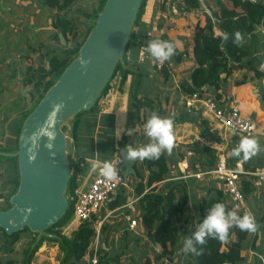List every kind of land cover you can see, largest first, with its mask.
Masks as SVG:
<instances>
[{
	"label": "crops",
	"instance_id": "crops-1",
	"mask_svg": "<svg viewBox=\"0 0 264 264\" xmlns=\"http://www.w3.org/2000/svg\"><path fill=\"white\" fill-rule=\"evenodd\" d=\"M43 5V0H0V101L5 102L2 108L5 112L21 113L20 100L17 96L19 94L20 97L22 92L19 78L22 70L26 73L31 69L37 72H42L40 69L48 71L49 60L59 56L60 48L63 49L61 55L68 49L66 48L68 40L61 34V30L53 27L51 15H48ZM182 6L180 0H146L141 17L149 38L145 40L146 44L150 40H160L163 35H167L180 52L188 53L182 62L169 63L166 68L168 77H166L165 73L157 71L154 60L149 55L144 62L139 61L141 47L139 50L136 47L132 48L127 54L125 70L129 73L125 80L122 72H119L112 80L107 94L99 101L96 111L81 116L73 125L76 140L70 134L67 137L71 148V150L69 148L71 159L74 162L79 161L80 174L75 197L71 198L76 200V193L86 190L96 177L98 166L110 162L118 150L120 152L121 149H126L119 147L124 137L127 138L126 146L141 147L135 135H144L143 126L152 114L171 119L174 142L170 151H163L169 169L165 183L184 182L187 186L188 202L182 213L176 214L168 208L164 213L166 219L172 220L176 226L190 229L199 219V206L202 201L216 196L220 191L223 192L221 183L209 175H204L216 168L221 157L227 159L230 167L243 165L247 172L259 171L264 166V106L260 100V89L264 88V82L239 85L235 81L242 72H236L231 78L233 85L228 97L221 99L220 107L227 109L237 107L244 117L249 118L256 125V134L252 137L258 147L256 153L250 155L248 159L243 158V153L239 157L233 156L231 153L243 136L227 132L214 119L204 115L199 105L193 109V112L186 107L182 85L189 82L196 64L191 55V47H185V42L192 44L194 30L197 27H204V14L206 12L207 15L208 11L186 13ZM134 89L137 92V99L149 105L140 113L131 110ZM128 129H134V133L127 135ZM144 137L149 143V138L145 135ZM212 145L216 147L213 148ZM207 149L215 151L217 155L214 167H210ZM93 163L96 164L95 171L92 170ZM148 175L149 172L145 169L142 160L136 159L135 173L128 176L126 186L121 187L110 200L111 202L115 199L120 190L125 188L126 204L110 210V202H108L99 213L101 218L104 217L103 221L118 213L126 222L123 227L117 229L118 232L127 234L131 241L141 240L142 245L149 242L152 232H148L149 230L147 231L142 224L143 209L136 188L140 182L138 177H142L146 184ZM165 183L153 187L160 189ZM244 184L249 185L250 192H244L249 200H247L248 206L249 203L252 206H249V212L254 218L256 231L252 232L249 239L244 242L242 256L245 259L244 264H264V212L261 207L264 187L256 190L252 181L246 178L242 181V188ZM148 192L150 189L146 187L144 195ZM252 195L256 199L251 201ZM174 204L178 205L179 199ZM257 205L259 209L255 208ZM126 217L136 221L137 228L131 229ZM138 222L141 228L138 227ZM80 226L73 217L69 223L60 228V231L64 236L71 238ZM159 253L160 250L157 251L156 256ZM92 254L91 252V256ZM174 257L172 262L165 258L161 263L173 264ZM62 258L63 253L59 246L45 241L31 264H61ZM144 258L155 260L148 255Z\"/></svg>",
	"mask_w": 264,
	"mask_h": 264
},
{
	"label": "trees",
	"instance_id": "trees-1",
	"mask_svg": "<svg viewBox=\"0 0 264 264\" xmlns=\"http://www.w3.org/2000/svg\"><path fill=\"white\" fill-rule=\"evenodd\" d=\"M180 1L183 3L182 7L186 13H199L205 9L203 7L205 5L203 2L204 0ZM74 2L75 0H43L45 6L57 10L59 13L67 10ZM106 2L107 0H99L98 8L85 15L94 22L89 28L82 44L76 42L79 36L76 32L69 30L71 26L69 22L63 27L55 25V28H62L61 34L65 39L71 34L76 44L73 48L67 49L62 56L52 57L49 60L48 71L37 72L31 69L30 72H27L25 85L33 89V98L35 95L36 98L34 99V103L36 102V104L30 112L27 110L21 115L19 120L17 119L15 123L9 127V135L6 144L3 148H0V165L1 162L4 163L2 169L5 171V178L7 179L5 187L6 191H8L7 195L4 194V197L0 198L2 202L0 205V212L11 209L12 205L10 200L19 189L20 172L18 158L11 155L16 154L18 151L19 138L25 120L38 106L47 91L79 56L80 48L95 27ZM145 4L146 0L143 1L138 13L132 38L126 49L123 60L118 64L100 100L107 94L112 80L119 72H122L123 80H125L128 75L129 71L125 70L128 52L135 47L138 50L140 47H147L145 40L148 37L145 32V27L141 22ZM214 4L216 5V9L212 11V16L207 14L204 27H197L194 30L192 44L189 45L185 42V47H191V55L196 67L192 72L189 82L182 85V91L186 98L198 94L201 97H209L220 105L221 99L228 97L232 89L233 83L231 82V78H233L236 72H242L239 79L235 81V83L239 85L256 81L261 82L264 79V73L260 70L262 62L264 61V59H262L264 55H261L263 42L261 41L262 37L259 35V31L264 35V0H216ZM206 5L211 11V6L208 5L207 2ZM217 30L222 33L221 36L217 35ZM236 33H239L241 36V40L238 42L235 39ZM225 35L227 39L224 38ZM160 40L173 43L167 35H163ZM186 54L188 53L180 52L177 47H175V54L169 59V63H181ZM162 72L168 77V70L166 68ZM260 98L264 106V88L260 89ZM132 101L133 107H131V110L136 113H140L143 108L149 106L141 103L137 99V92L135 89L132 93ZM98 103L89 112L79 114L72 122L71 131L65 130V133L67 135L70 134L71 137L76 140L75 126L73 125L81 116L95 112ZM135 139H139V143L142 146L148 143L144 135H135ZM110 141L113 142L112 139H110ZM126 143L127 138L124 137L119 147H126ZM206 151L210 157V167H214L217 162V155L215 151H210L209 149ZM71 162V179L67 191L69 206L66 215L56 225L51 227L47 231V235L40 241H37V234L31 233L28 229L12 236H8L0 229V243L2 244L0 253L4 256L9 255L11 258L7 261H0V264H17L18 262L21 264H31L35 254L45 241L55 243L59 246L63 253L61 264H89L86 259L91 257L94 239L97 236V229L95 227L97 217H94L90 222L83 223L71 238L64 236L60 231V228L69 223L74 214L75 200L71 198L75 197V189L80 170H78V160L74 162V160L71 159ZM142 162L145 169L149 172L146 184H144V179H142V177H138L140 182L136 188L137 195L141 197L140 205L143 209L142 224L150 232L156 234V243L161 247V251L159 255L155 257V260L152 261L151 259H147L144 264H165L161 263V261L165 258L170 262L173 261V257L176 255L183 237L192 235L197 225L203 220L208 210L211 209L215 203H223L226 210L230 211V200L225 196L224 192L221 191L218 192L216 196L208 197L203 200L199 206V219L197 222L190 229L178 227L172 220L169 218L166 219L164 211L168 208L173 210L176 214L184 212L188 202L186 184L184 182L165 183V180L169 176V169L163 152L158 159H144ZM163 182L165 184L162 185L160 189H158V187H153ZM146 187L150 189V192L144 195ZM243 189L245 192H250L249 185L247 184H244ZM125 192V188L121 189L119 195L111 202L109 201L110 210L123 207L126 204L127 197ZM178 199L179 204L175 205L174 202ZM155 221L160 225L156 233L154 230ZM22 233L32 234L34 236V242L24 250V258L21 261H16L12 259V255L15 253L16 244L21 240ZM99 233H103V228H101ZM251 235L252 233L241 231L239 228L233 226L229 229L224 240L211 237L206 238V243L204 245H196L198 254L189 253V257L192 261L191 264H244L245 259L242 256L244 242L248 240ZM97 257V264L112 263L107 254H100V249L97 250Z\"/></svg>",
	"mask_w": 264,
	"mask_h": 264
},
{
	"label": "water",
	"instance_id": "water-1",
	"mask_svg": "<svg viewBox=\"0 0 264 264\" xmlns=\"http://www.w3.org/2000/svg\"><path fill=\"white\" fill-rule=\"evenodd\" d=\"M143 1L107 0L79 56L25 120L18 151L11 155L18 158L19 189L11 209L0 212V229L8 236L28 229L40 241L66 215L72 162L65 130L100 100L123 60ZM120 156L127 181L135 160L126 149Z\"/></svg>",
	"mask_w": 264,
	"mask_h": 264
},
{
	"label": "rangeland",
	"instance_id": "rangeland-1",
	"mask_svg": "<svg viewBox=\"0 0 264 264\" xmlns=\"http://www.w3.org/2000/svg\"><path fill=\"white\" fill-rule=\"evenodd\" d=\"M203 2L205 4L203 6L205 8L204 10L208 11L207 13L212 16V11L216 9V5L214 4L216 0H204ZM206 2L210 3L208 5L211 6V11L207 8ZM98 3L99 0H75L74 4L62 13H59V11L51 9L47 6L44 5L43 6L47 9L48 15L49 14L51 15V19L53 21V27H55V25L58 26L60 25L63 27L66 26L67 23L69 22L71 25L69 30L76 32L77 35L79 36L76 39V42L78 44H82L86 34L88 33L89 28L93 25L94 22L92 19H89L85 15L88 12L91 13L95 11L98 8ZM204 15H205V22H204L205 24L206 16H207L206 12ZM259 35L262 37L261 41L263 42V49L261 55H264V35L261 31H259ZM67 40L68 43L66 48L68 49L73 48L76 43L72 39L71 34L67 36ZM59 50L60 52L58 55L62 56L61 54L63 52V49L60 48ZM262 59H264V56ZM40 70H42V72L45 71L43 69ZM26 77H27L26 71L22 70L19 76L21 80L20 88L22 89V92L20 97L19 94L17 96L20 100L21 113H17V111L15 113L5 112V110L2 109L5 106V102L2 103V101H0V104L2 103L0 109V148H3L6 144L7 137L9 135V127L11 126L13 121L17 119L19 120L21 115L24 114L27 110L28 112H30L34 108V105L36 104V102L34 103V99L36 98V96L34 95L33 98V89L25 85L24 80L26 79ZM261 82H264V79ZM1 165H0V198L4 197L3 195L4 194L7 195L8 193L5 187L7 179L5 178L4 169H2V167H4V163L1 162ZM251 197H253V195ZM255 199L256 198L253 197L251 198V201ZM1 203L2 202L0 201V205ZM249 206H251L250 203ZM255 208L259 209V205L255 206ZM121 217L122 216H120L117 213L111 216V218H109L107 221L105 220L103 221L104 217L101 218L100 214L97 216V222L95 226L97 229V236L94 239L93 245H95L97 249H100V254L102 255L107 254L108 257L111 259V262H114L116 264H144V262H146V260L149 259V258H144L146 255L154 259L156 257L157 251L159 250L161 251L160 245L156 243V234H153L152 232L151 239L149 240V242H145L144 245L140 243L141 240L136 241L133 239L131 241L130 237L127 234L125 233L121 234L117 230L119 227H123L126 223L125 220H123V217L122 218ZM101 220L103 222H101ZM99 222L101 223V225H99ZM138 227H140L139 222H138ZM159 227H160L159 223L155 221L154 224L155 233L158 231ZM101 228H103L102 234L99 233ZM185 238L186 236H184L181 241V244L176 253V257H174L173 264H191L192 262L191 258L189 257V253H185L183 251V243ZM33 242H34V236L32 234L22 233L20 242L15 246V253L14 255H12V259H15L16 261H21L24 258L23 255L24 250L28 248ZM132 243L134 244L132 245ZM8 259H11L9 255L4 256L2 253H0V261H7ZM17 264H21V263L18 262Z\"/></svg>",
	"mask_w": 264,
	"mask_h": 264
},
{
	"label": "built area",
	"instance_id": "built-area-1",
	"mask_svg": "<svg viewBox=\"0 0 264 264\" xmlns=\"http://www.w3.org/2000/svg\"><path fill=\"white\" fill-rule=\"evenodd\" d=\"M216 33L217 35H222L218 30ZM147 55V47H141L139 61L144 62ZM154 63L157 71L162 72L167 68L169 60L164 62H157L154 60ZM260 70L264 73V61L262 62ZM185 102L190 112H193V109L199 105L204 115H208L214 119L222 125L227 132H232L248 138H252L256 134V125L254 122L244 117L237 107L231 109L220 107V105L209 97H201L198 94L186 98ZM237 146L238 144L235 145V148ZM108 163L111 164L115 172V179H109L101 175L100 169L103 168L104 164H100L97 169V175L88 188L76 193L77 199L74 202L73 217L80 225L90 222L94 217H97L116 192L121 187L126 186L127 181H125L123 176V159L120 156V152H117ZM204 175H209L215 181L222 184L223 192L230 200L231 210H235L238 215H244L249 212L247 198L241 186L243 179L246 178L252 181L256 190H261L264 187V166L259 171L247 172L243 168V165L230 167L225 157H221L216 168L210 172L204 173ZM262 207L264 212V199ZM126 221L130 224L131 229L137 228V222L133 221L130 217H126ZM99 225H101L100 222ZM97 250V247L93 245V249L91 250L93 255L88 260L89 264L98 263Z\"/></svg>",
	"mask_w": 264,
	"mask_h": 264
},
{
	"label": "clouds",
	"instance_id": "clouds-1",
	"mask_svg": "<svg viewBox=\"0 0 264 264\" xmlns=\"http://www.w3.org/2000/svg\"><path fill=\"white\" fill-rule=\"evenodd\" d=\"M227 39V36L224 37ZM236 41L241 40L239 33L235 34ZM176 45L172 42L163 40H150L147 44V52L151 59L157 62L169 60L175 54ZM144 135L149 138V143L133 148L126 146V154L129 160L158 159L165 150L170 151L173 147V122L169 118H161L157 114H152L144 124ZM134 129H128L127 135H132ZM216 147V145H212ZM258 150L254 139L243 137L239 141L238 146L233 149L231 155L239 157L243 153V158L248 159L250 155H254ZM92 170H96V164L93 163ZM100 174L115 179V172L109 163H104ZM237 227L241 231L249 233L256 231V224L250 212L243 216L237 214L235 210H226L223 203H215L208 210L207 215L197 225L191 236L186 237L183 243V251L185 253L198 254L196 245H204L206 238H217L224 240L231 227Z\"/></svg>",
	"mask_w": 264,
	"mask_h": 264
}]
</instances>
